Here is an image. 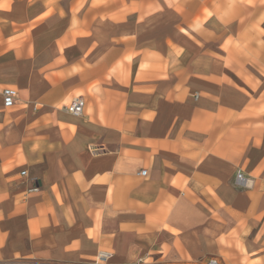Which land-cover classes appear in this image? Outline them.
<instances>
[{
    "label": "crops",
    "instance_id": "0c3cea01",
    "mask_svg": "<svg viewBox=\"0 0 264 264\" xmlns=\"http://www.w3.org/2000/svg\"><path fill=\"white\" fill-rule=\"evenodd\" d=\"M101 249L264 264V0H0V264Z\"/></svg>",
    "mask_w": 264,
    "mask_h": 264
},
{
    "label": "built area",
    "instance_id": "2783aa9c",
    "mask_svg": "<svg viewBox=\"0 0 264 264\" xmlns=\"http://www.w3.org/2000/svg\"><path fill=\"white\" fill-rule=\"evenodd\" d=\"M2 99H3V106L5 108L11 107L13 105V103L15 102V98H16V89L10 86L4 87L2 89ZM85 107V101L83 99V97L81 96H75L72 99H70V101L65 105V109L66 111L74 116H79L83 113ZM146 170L145 169H141L139 171L140 175H145ZM21 174L24 175L25 171H21ZM236 183L238 185L241 186H246L247 185V179L244 177V175L241 172H237L236 173ZM39 189L38 186H33L29 189H27V193H31V192H37ZM109 255L108 252L106 251H101L99 252L97 258L98 260H103L106 259V257ZM201 264H219L218 261L216 259H208L206 262L201 263Z\"/></svg>",
    "mask_w": 264,
    "mask_h": 264
},
{
    "label": "rangeland",
    "instance_id": "374dc122",
    "mask_svg": "<svg viewBox=\"0 0 264 264\" xmlns=\"http://www.w3.org/2000/svg\"><path fill=\"white\" fill-rule=\"evenodd\" d=\"M247 2H251V0H246ZM236 60L235 59H231V58H227V63L228 64H230V65H238V69H237V71H238V75H240V78H239V86H241L242 88H245V89H249V90H251L252 88L253 89H257V83L259 82L258 81V79L255 77L254 78V80H253V78H252V74H249L248 73V71L246 70V66H251V63H254L255 64V61H256V59H253V58H251V59H249V60H247V62H245V61H243V60H240V59H238V61H240V62H238V63H236L235 62ZM244 62V63H243ZM250 62V63H249ZM241 64V65H240ZM233 67H235V66H233ZM252 80V81H251ZM240 90H242V89H240ZM244 91V90H243ZM246 95H248V93L246 92ZM82 96H86V95H84L83 93H82ZM111 97H112V95H111ZM110 97V98H111ZM68 100H69V98L67 99V103H68ZM117 100V99H116ZM115 102V101H114ZM64 108V110H65V107H63ZM106 107L104 106V105H101V111H100V113H99V115H100V118H104L105 119V112L103 111L104 109H105ZM14 109H16V107H13L12 109H8L7 111H13ZM123 113H124V102H123V104H121V108L119 109V114L117 115V117H118V119L120 120L121 118H122V116H123ZM116 117V116H115ZM112 119V118H111ZM113 119H115V118H113ZM111 123V122H110ZM111 124H113V123H111ZM241 126H245V123L244 124H242ZM239 172H241L240 170H238ZM237 186L238 187H241V188H247V186H241V185H238L237 184ZM102 250V249H101ZM101 250H99L97 253H96V255L94 256V258H93V264H104V260L105 259H103L102 261L101 260H98V258H97V256H98V254H99V252H101ZM102 251H106V252H108L109 253V251H107V250H102ZM110 254V253H109ZM109 256V255H108ZM107 256V257H108ZM106 257V258H107ZM30 264H39V263H37V262H34L33 260H31V263ZM56 264H59V263H56ZM61 264H73V263H61Z\"/></svg>",
    "mask_w": 264,
    "mask_h": 264
},
{
    "label": "bare ground",
    "instance_id": "6f19581e",
    "mask_svg": "<svg viewBox=\"0 0 264 264\" xmlns=\"http://www.w3.org/2000/svg\"><path fill=\"white\" fill-rule=\"evenodd\" d=\"M250 185V181L249 179H247V185L246 186H249Z\"/></svg>",
    "mask_w": 264,
    "mask_h": 264
}]
</instances>
